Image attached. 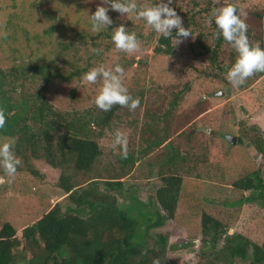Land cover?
I'll return each instance as SVG.
<instances>
[{
    "label": "rangeland",
    "instance_id": "1",
    "mask_svg": "<svg viewBox=\"0 0 264 264\" xmlns=\"http://www.w3.org/2000/svg\"><path fill=\"white\" fill-rule=\"evenodd\" d=\"M191 1L199 0H173L171 5L191 35L179 44L174 41L173 55H155L154 43L161 34L143 18L137 19L135 14L122 17L112 9L108 13L114 20L113 28L124 24L127 31L142 34L140 49L133 53L117 49L109 29H104V38L100 31L92 30L90 15L101 0H0V38L7 35V22L14 15L18 20H24L20 24L30 36L29 40L24 33L21 36L24 31H20L19 24L17 28L13 27L17 29L12 38L14 41L0 39L1 67L12 66L15 55L31 58L37 63H40V57L50 63L55 59L58 63L64 58L70 63L80 58L77 62L83 63L91 57L93 49H100V58L96 59L101 62L98 66L113 71L116 65L124 68L123 83L129 92L141 97L142 103L134 110L121 109L120 120L129 122L122 123L114 131L119 129L124 134L127 153L140 157V163L122 178L118 202L122 210H128L127 214L138 220V231L148 247H155L160 241L159 236L166 237L165 252L160 253L162 264L217 262L215 250L202 233L203 212L221 220L226 228L227 235L221 237L217 249L223 246L228 235L241 234L256 244L264 242V206L255 193L239 191L233 186L237 180L257 170L262 171L264 177V156L257 152L250 139L254 127L264 135V104L243 118L233 112L232 104L241 100L246 90L241 89V85L233 87L226 79L227 72L220 71L218 65L232 66L238 53L231 45L223 46L216 60L211 59L212 51L203 52L205 47L212 49L214 44L213 38L208 37L212 32L210 19L204 14H193L195 9ZM213 1L217 7L229 2L238 5L246 23L253 24L254 12H264V0ZM136 3L148 7L159 0H136ZM254 35L260 37V30ZM248 37L251 44L258 42L256 38ZM56 55L60 57L56 58ZM69 69L67 66L65 70ZM262 78L264 74L258 75L248 88L254 87ZM84 83L86 86L81 83L79 86L78 81L55 86L50 96L54 106L64 112H96L95 98L103 81L98 78L94 84ZM88 86H95L97 91ZM76 87L77 95L72 98L70 93ZM145 121L150 130L145 128ZM107 131L99 142L106 150L98 163L102 171L99 175L104 178L113 177L110 169L120 168L118 157L122 153L120 146H113L114 137ZM244 133L248 135L242 138L241 144L240 137ZM153 135L158 137L157 143L162 144L149 149ZM228 135L236 137L235 144ZM172 149L180 150L177 164L181 157L187 159L181 168L191 174L183 183L175 218L160 221L158 211H163L156 203V191L163 185L162 175L172 170L160 157ZM205 157L208 159L197 168ZM61 173V169L51 167L45 159L30 161L28 165L19 160L14 179L6 176L0 167V230L10 223L21 239L23 229L42 218L56 203L60 202L66 211L68 201L64 200V191L59 186ZM76 176L85 183L95 175L80 173ZM97 184L99 192L107 193L108 187L103 180ZM147 211L158 216L155 218L158 225H146L147 218L143 214ZM84 215L88 216V213ZM176 245L179 247L175 248ZM249 262L237 259L234 264Z\"/></svg>",
    "mask_w": 264,
    "mask_h": 264
},
{
    "label": "trees",
    "instance_id": "2",
    "mask_svg": "<svg viewBox=\"0 0 264 264\" xmlns=\"http://www.w3.org/2000/svg\"><path fill=\"white\" fill-rule=\"evenodd\" d=\"M191 4L195 9L193 14H204L208 18L212 9L217 7L213 0L191 1ZM234 5L242 19L240 7ZM252 20L253 24L245 22L247 35L252 36V39L256 38L260 47L264 48V12H254ZM22 21L24 20H18L16 15L9 18L7 22L9 34L0 38L1 41L13 40L16 28ZM112 26L114 23L109 26L111 37ZM210 27L212 32L208 37L214 40L213 48L205 47L203 52L212 51L211 59L216 60L222 47L230 44L222 36L216 35L214 18L210 22ZM256 30H260V37L254 35ZM20 31H24L21 36L24 33V37L29 40V31L24 29L23 24H20ZM104 33V30L100 31L101 38H104ZM135 33L142 42L140 36L142 34ZM45 34H48L47 31ZM174 49V40L164 38L162 34L154 43L155 55H173ZM58 57L60 56L56 55V58ZM98 58L100 53L93 52L83 63L77 62L81 60L80 58L73 63L65 58L58 63V59L50 63L51 61L45 60L44 57H40V63H37L31 58L15 55L12 66L8 68L0 66V109L4 110L6 117L5 126L0 128V141H14L15 156L23 160L24 164L45 159L51 167L61 169L59 186L64 191V200L68 201L66 211L58 202L42 218L24 228L21 239L17 236L16 229L10 223L6 224L0 230V264H153L156 259L160 264L163 263L160 253L165 252L166 237L159 236V243L155 247H148L138 231V220L130 217L126 212L128 210L124 211L119 207L120 198L117 192L123 187L121 180L129 175V171L136 163H140V157L134 153H127L125 158L121 153L118 157L120 168L114 167L118 171L110 169L113 177L104 178L99 175L102 171L98 163L106 151L99 142L106 132V135L108 134L107 130L114 137V129L119 128L122 123L129 122L127 120L122 122L119 116L120 110L127 106L115 105L107 112L94 107L96 112L92 114L89 110L64 112L57 109L50 98L57 85L78 81L79 86L80 83L86 86L83 74L93 67H98L101 63L96 61ZM67 66L70 69L66 71ZM230 67L218 65L222 72H227ZM260 74L263 75L264 72L254 73L250 80L240 86L246 91L241 100L232 104L236 116L243 118L264 104V78L254 87L248 88ZM88 87L97 91L95 86ZM76 88L70 93L72 98L77 95L78 87ZM129 93L134 98L139 97ZM139 98L141 104V97ZM144 126L150 130L146 121ZM253 129L251 142L257 152L264 156V135L257 127ZM247 135L248 133H244L243 137H240L241 144L242 138ZM156 138L158 137L152 136L149 149L162 144L157 143ZM172 150H167L165 155L160 157V160H164V164L166 166L169 164L172 169L168 174L162 175L163 185L156 191V203L163 211H158L160 221L175 218L182 197L183 183L191 174L181 168L187 159L181 157V162L177 164V157L181 155L180 150ZM207 159L203 158L196 167H200L199 164H204ZM30 169L35 173L36 170L32 167ZM80 173L86 175L93 173L95 176L82 183L76 179V175ZM261 175L260 170L251 172L237 180L233 186L239 191L255 193L264 206V177ZM99 180H103L108 187L107 193L99 192L97 187ZM86 212L88 216H83ZM147 212L143 214L147 218L146 225H158L159 222L155 223L158 216L154 212ZM202 233L215 250L214 257L217 262L214 264H234L237 259L243 262L250 260L245 264H264V242L253 243L241 234L228 235L223 246L217 249L221 237L227 235V231L221 220L206 212L202 214Z\"/></svg>",
    "mask_w": 264,
    "mask_h": 264
},
{
    "label": "clouds",
    "instance_id": "3",
    "mask_svg": "<svg viewBox=\"0 0 264 264\" xmlns=\"http://www.w3.org/2000/svg\"><path fill=\"white\" fill-rule=\"evenodd\" d=\"M173 0H159L152 6H138L136 0H101L94 13L90 15L91 27L95 32L109 29L114 20L110 17L109 9L118 11L122 17L135 14L137 19L143 18L151 25L156 33L162 34L164 38H171L177 44L182 42L190 34L184 26L182 17L172 7ZM214 18L216 35L222 36L232 48L238 53L235 62L228 69L226 79L233 87L242 85L247 78L254 73L264 72V48L259 43L253 45L247 35V24L238 13L234 4H222L212 9L210 22ZM175 30V34H173ZM112 40L115 47L126 53H133L140 49V41L135 32L127 31L124 24L112 29ZM99 53L100 49H93ZM124 68L116 65L115 70L107 69L103 65L93 67L83 74V79L90 83H96L98 78L102 79V87L95 98L96 106L107 112L115 105L127 106L134 110L140 105V98L133 97L123 83ZM6 117L4 110L0 109V128L5 126ZM210 131V129H209ZM14 141L4 140L0 142V167L3 168L6 176L15 178L19 160L15 156ZM119 145L123 156H127V140L119 130L114 132L113 146ZM153 264H160L159 260Z\"/></svg>",
    "mask_w": 264,
    "mask_h": 264
},
{
    "label": "water",
    "instance_id": "4",
    "mask_svg": "<svg viewBox=\"0 0 264 264\" xmlns=\"http://www.w3.org/2000/svg\"><path fill=\"white\" fill-rule=\"evenodd\" d=\"M227 138L231 141L232 144H235L236 142V137L228 135Z\"/></svg>",
    "mask_w": 264,
    "mask_h": 264
}]
</instances>
